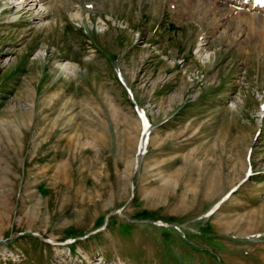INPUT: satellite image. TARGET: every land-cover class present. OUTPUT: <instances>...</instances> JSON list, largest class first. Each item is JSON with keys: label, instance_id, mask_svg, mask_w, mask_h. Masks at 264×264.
Returning a JSON list of instances; mask_svg holds the SVG:
<instances>
[{"label": "rangeland", "instance_id": "1", "mask_svg": "<svg viewBox=\"0 0 264 264\" xmlns=\"http://www.w3.org/2000/svg\"><path fill=\"white\" fill-rule=\"evenodd\" d=\"M217 1L0 0V264H264V46Z\"/></svg>", "mask_w": 264, "mask_h": 264}, {"label": "bare ground", "instance_id": "2", "mask_svg": "<svg viewBox=\"0 0 264 264\" xmlns=\"http://www.w3.org/2000/svg\"><path fill=\"white\" fill-rule=\"evenodd\" d=\"M44 1L46 0H23V3L30 2L35 4L36 7H39L43 5ZM206 1L176 0V7L182 16L188 17V19H197L202 15L201 20L204 21L206 13L210 11L209 8H206ZM243 2L249 5V10L246 9L247 11H243L242 7L239 6ZM214 4L215 10L217 9V16L221 19L220 21H224V17L229 13H235L239 19L238 23H245L247 36L252 45L254 47L264 46V18H261L264 15V10L256 0H218ZM202 10H205L203 14L201 13ZM64 68L69 69L68 64Z\"/></svg>", "mask_w": 264, "mask_h": 264}]
</instances>
